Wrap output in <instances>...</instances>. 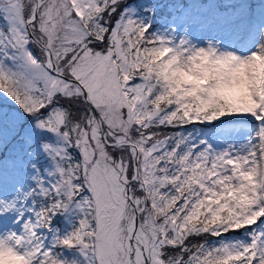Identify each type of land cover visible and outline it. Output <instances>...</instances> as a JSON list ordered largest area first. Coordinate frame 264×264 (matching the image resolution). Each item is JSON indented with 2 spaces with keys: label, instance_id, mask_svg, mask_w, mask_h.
I'll list each match as a JSON object with an SVG mask.
<instances>
[{
  "label": "snow or ice",
  "instance_id": "1",
  "mask_svg": "<svg viewBox=\"0 0 264 264\" xmlns=\"http://www.w3.org/2000/svg\"><path fill=\"white\" fill-rule=\"evenodd\" d=\"M0 264H264V0H0Z\"/></svg>",
  "mask_w": 264,
  "mask_h": 264
}]
</instances>
